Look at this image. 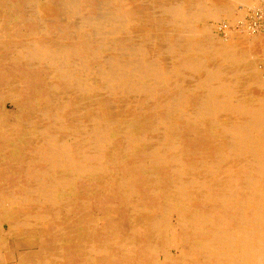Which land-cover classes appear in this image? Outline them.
Instances as JSON below:
<instances>
[{
    "label": "bare ground",
    "instance_id": "1",
    "mask_svg": "<svg viewBox=\"0 0 264 264\" xmlns=\"http://www.w3.org/2000/svg\"><path fill=\"white\" fill-rule=\"evenodd\" d=\"M257 2L0 0V264H264Z\"/></svg>",
    "mask_w": 264,
    "mask_h": 264
},
{
    "label": "rangeland",
    "instance_id": "2",
    "mask_svg": "<svg viewBox=\"0 0 264 264\" xmlns=\"http://www.w3.org/2000/svg\"><path fill=\"white\" fill-rule=\"evenodd\" d=\"M262 8H264V2L259 0L257 4L253 5L236 4L232 9L231 16L221 14L216 20H207L206 22L200 24L199 28L201 30H207L215 41L222 43H226L232 38L237 42H249L259 37L264 38V31L262 30L258 31L260 33L254 34L249 33L247 30V24L250 22L253 13ZM262 59L263 58L258 59V63L256 65L259 72L264 75V59ZM251 61L253 62L254 60L251 59ZM173 235H175V233Z\"/></svg>",
    "mask_w": 264,
    "mask_h": 264
},
{
    "label": "built area",
    "instance_id": "3",
    "mask_svg": "<svg viewBox=\"0 0 264 264\" xmlns=\"http://www.w3.org/2000/svg\"><path fill=\"white\" fill-rule=\"evenodd\" d=\"M247 30L252 34L260 33L258 31L261 30L264 31V8L253 13L250 22L247 24Z\"/></svg>",
    "mask_w": 264,
    "mask_h": 264
}]
</instances>
